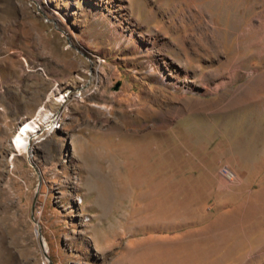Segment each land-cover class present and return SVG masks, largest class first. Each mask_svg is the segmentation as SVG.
Returning <instances> with one entry per match:
<instances>
[{
  "label": "rangeland",
  "instance_id": "obj_1",
  "mask_svg": "<svg viewBox=\"0 0 264 264\" xmlns=\"http://www.w3.org/2000/svg\"><path fill=\"white\" fill-rule=\"evenodd\" d=\"M37 1L0 0V264L264 260V0Z\"/></svg>",
  "mask_w": 264,
  "mask_h": 264
},
{
  "label": "crops",
  "instance_id": "obj_2",
  "mask_svg": "<svg viewBox=\"0 0 264 264\" xmlns=\"http://www.w3.org/2000/svg\"><path fill=\"white\" fill-rule=\"evenodd\" d=\"M175 174V173H174ZM183 174H185V173H183ZM178 176L180 175V174H177ZM172 185H177L178 187H180L181 185H182V183H174V184H172ZM184 185V184H183ZM199 187V186H198ZM218 188H220V187H218ZM200 189V188H199ZM201 190V189H200ZM220 190H223V188H220ZM215 191L217 192V189H215ZM227 193H230V194H233V192L232 191H229V192H226V194ZM209 194H211V197H212V199H211V201H213L214 200V202H215V200H217L218 198L220 199V198H222L221 197V195L220 196H213L212 195V191L211 190H209ZM225 194V195H226ZM239 196H243L241 193H240V195ZM215 199H214V198ZM219 201H217V202H215V204H218V205H220V206H222V203L220 204V203H218ZM227 202V204H228V201H226ZM256 202V201H255ZM244 203V202H243ZM253 204H254V202H252V206H250V210H251V214L253 215V217H255V218H258L257 216H256V213H255V208H254V206H253ZM226 205V204H225ZM226 206H228V205H226ZM234 210V208H232V211ZM258 229V228H257ZM259 230V229H258ZM254 232H256L255 230H254ZM258 254H260L259 252H255V253H253V254H249V255H256L257 257H256V259H255V263L256 264H264V260L263 259H261L259 256H258ZM244 257V255L241 257V258H243ZM244 259V258H243ZM252 263V262H251Z\"/></svg>",
  "mask_w": 264,
  "mask_h": 264
},
{
  "label": "built area",
  "instance_id": "obj_3",
  "mask_svg": "<svg viewBox=\"0 0 264 264\" xmlns=\"http://www.w3.org/2000/svg\"><path fill=\"white\" fill-rule=\"evenodd\" d=\"M45 2H46V0H44V3L42 4L41 2H39V1H37L36 2V8H37V10L40 12V13H42V12H45L44 10V4H45ZM44 14V13H43ZM45 17L47 18V15H45ZM63 94H65V96H66V98H69V92H65V93H63ZM76 96V95H75ZM56 115V114H55ZM57 116V115H56ZM58 117V116H57ZM55 123V124H54ZM54 123H53V128H54V130H56L57 128H59L60 127V125H61V122H60V119L58 118V119H55L54 120ZM230 170L226 167V166H224V167H221L220 169H219V173L221 174V175H229L230 174ZM234 175V174H233ZM233 178V177H232Z\"/></svg>",
  "mask_w": 264,
  "mask_h": 264
},
{
  "label": "water",
  "instance_id": "obj_4",
  "mask_svg": "<svg viewBox=\"0 0 264 264\" xmlns=\"http://www.w3.org/2000/svg\"><path fill=\"white\" fill-rule=\"evenodd\" d=\"M119 85H120V83L117 82V83L115 84V86H114V89H118ZM39 242H42V239H41V238H39ZM44 254H45V256H46V255H47V252L45 251ZM48 264H52V263L49 261Z\"/></svg>",
  "mask_w": 264,
  "mask_h": 264
},
{
  "label": "bare ground",
  "instance_id": "obj_5",
  "mask_svg": "<svg viewBox=\"0 0 264 264\" xmlns=\"http://www.w3.org/2000/svg\"><path fill=\"white\" fill-rule=\"evenodd\" d=\"M241 20H242V19H241ZM140 130H141V129H140ZM136 131L138 132V131H139V129H136ZM137 132H136V133H137ZM140 132H141V131H140ZM43 249H44V250H46L45 248H43Z\"/></svg>",
  "mask_w": 264,
  "mask_h": 264
}]
</instances>
